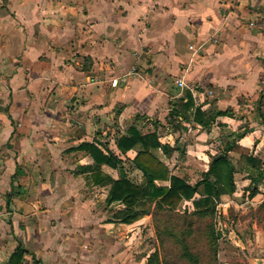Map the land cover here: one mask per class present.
Here are the masks:
<instances>
[{
  "label": "crops",
  "instance_id": "1",
  "mask_svg": "<svg viewBox=\"0 0 264 264\" xmlns=\"http://www.w3.org/2000/svg\"><path fill=\"white\" fill-rule=\"evenodd\" d=\"M195 108L225 112L204 127ZM133 125L183 150L152 152L191 184L231 133L245 131L230 159L264 162V0H0V264L19 244L20 264H145L148 253L119 245L151 214L113 222L123 204L105 203L108 185L80 170L93 158L74 149L105 146L143 183L130 161L140 146L123 154L115 143ZM241 167L216 215L236 260L264 264V215H249L264 171Z\"/></svg>",
  "mask_w": 264,
  "mask_h": 264
},
{
  "label": "trees",
  "instance_id": "2",
  "mask_svg": "<svg viewBox=\"0 0 264 264\" xmlns=\"http://www.w3.org/2000/svg\"><path fill=\"white\" fill-rule=\"evenodd\" d=\"M188 98L187 107H192L190 95L185 92ZM225 112V111H224ZM216 111L206 114L195 108L193 120L204 127L214 120L217 114L224 113ZM178 113L173 110L169 113L172 116ZM245 131L231 133V138L223 145L216 154H223L222 157L213 159L211 157L208 168L202 171L200 179L194 183H189L185 177L172 174L169 167L154 155L152 149L161 148L165 154H170L177 150L183 153L179 147H171L158 141L156 134H141L136 127L130 126L125 134L115 138L116 147L125 154L128 150L139 145L134 156L130 159L133 166L139 169L144 176L143 183H137L130 179L123 169V159L114 151L98 146L95 142L80 143L74 149L84 150L93 158V163L80 167L82 172H88L93 184L108 185L106 204L120 202L123 207L114 210L111 214L113 222L130 224L142 218L144 214L150 213L153 219L156 213H175L180 225L158 229L155 227L156 236L162 240V235L166 234L173 238L179 248L178 258L186 264H222L218 260L219 240L222 232L216 227V204L221 194L231 193L234 188L235 167L227 152L232 148L236 139L241 137ZM244 165L251 166L256 170L258 176L264 171V162L257 157L241 154L239 157ZM117 169V177L113 178L103 171L102 166ZM157 182H167L158 184ZM255 189L251 191L254 194ZM188 201L180 211L178 207ZM259 210L264 211V200L260 203ZM177 229V230H176ZM203 242L205 253L194 250L193 243ZM26 249L22 245H17L5 264H20ZM145 264H164L155 249L146 258Z\"/></svg>",
  "mask_w": 264,
  "mask_h": 264
},
{
  "label": "rangeland",
  "instance_id": "3",
  "mask_svg": "<svg viewBox=\"0 0 264 264\" xmlns=\"http://www.w3.org/2000/svg\"><path fill=\"white\" fill-rule=\"evenodd\" d=\"M230 157L232 163L234 164L236 173L244 176L242 174L241 169L242 162L241 160H239L240 158L238 157V155H233ZM194 171H196V175H199V168H196ZM249 215H255L257 217H260L261 215H264V211L259 210L257 208L256 210L250 211ZM232 218L235 217L233 213L229 212V219L232 220ZM215 222L216 227L222 232V237L219 240L218 260L222 264H225L227 262H230V264H244L243 262L236 260L235 257L237 256L236 252L240 249V247L237 248L234 245L225 241V236L223 234L226 232V230L225 228L221 227L222 221L221 218L217 215L215 216ZM172 225H180V220L175 213H156V217L154 219L152 216H150L149 218H145V221H143L139 226L136 227L138 239L134 240V242L131 244L122 245L121 243L119 245L121 248L118 249L121 251L122 248H126L127 253H131L134 255H146L147 253L149 254L150 252L156 249L159 252L160 259L164 264H186L183 260H180L178 258L179 248L177 244L174 243L173 238L171 236L164 234L161 237L162 240H159V238L156 236L155 227H159L158 229L162 230L166 226L172 227ZM190 242L193 243L192 240H190ZM192 246L194 247V250H199L202 254L205 253V247L202 241L198 243H193ZM229 255H233L231 261L227 260V256Z\"/></svg>",
  "mask_w": 264,
  "mask_h": 264
},
{
  "label": "built area",
  "instance_id": "4",
  "mask_svg": "<svg viewBox=\"0 0 264 264\" xmlns=\"http://www.w3.org/2000/svg\"><path fill=\"white\" fill-rule=\"evenodd\" d=\"M213 41L216 42L217 40L214 39ZM135 72H136L135 68L132 67V68L130 69V71H129V74H130V75H133ZM116 82H117V80L115 79V80L113 81V83H116Z\"/></svg>",
  "mask_w": 264,
  "mask_h": 264
},
{
  "label": "water",
  "instance_id": "5",
  "mask_svg": "<svg viewBox=\"0 0 264 264\" xmlns=\"http://www.w3.org/2000/svg\"><path fill=\"white\" fill-rule=\"evenodd\" d=\"M222 156H223V154H219V155L215 156L213 159L218 158V157H222Z\"/></svg>",
  "mask_w": 264,
  "mask_h": 264
}]
</instances>
